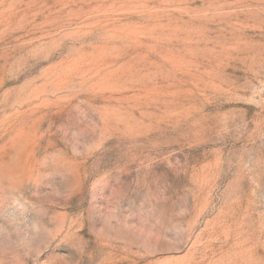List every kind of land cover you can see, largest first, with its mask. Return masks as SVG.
I'll return each mask as SVG.
<instances>
[{"label":"rangeland","instance_id":"obj_1","mask_svg":"<svg viewBox=\"0 0 264 264\" xmlns=\"http://www.w3.org/2000/svg\"><path fill=\"white\" fill-rule=\"evenodd\" d=\"M0 264H264V0H0Z\"/></svg>","mask_w":264,"mask_h":264},{"label":"clouds","instance_id":"obj_2","mask_svg":"<svg viewBox=\"0 0 264 264\" xmlns=\"http://www.w3.org/2000/svg\"><path fill=\"white\" fill-rule=\"evenodd\" d=\"M12 203L19 216L12 226L0 225V251L15 258L31 249L35 235L40 231V222L30 218L33 213L30 208L34 205L25 198L15 197Z\"/></svg>","mask_w":264,"mask_h":264}]
</instances>
